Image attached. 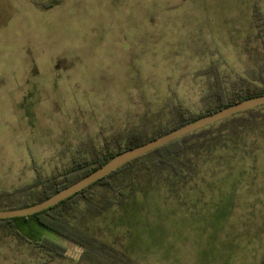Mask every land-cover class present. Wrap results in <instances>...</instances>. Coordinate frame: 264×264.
<instances>
[{
  "label": "rangeland",
  "instance_id": "1",
  "mask_svg": "<svg viewBox=\"0 0 264 264\" xmlns=\"http://www.w3.org/2000/svg\"><path fill=\"white\" fill-rule=\"evenodd\" d=\"M253 7L264 16V0H0V194L31 184L34 168L58 177L78 156L116 147L146 123V110L150 133L167 122L158 111L169 100L203 111L209 65L228 86L251 69L262 86ZM256 120L232 143L187 149L181 160L195 172L186 184L166 170L133 172L125 203H102L110 193L94 187L96 205L81 203L77 216L100 218L92 235L128 264H264V123ZM35 219L7 229L67 255L78 250ZM4 225L0 264L42 260ZM70 261L45 264H80Z\"/></svg>",
  "mask_w": 264,
  "mask_h": 264
},
{
  "label": "trees",
  "instance_id": "2",
  "mask_svg": "<svg viewBox=\"0 0 264 264\" xmlns=\"http://www.w3.org/2000/svg\"><path fill=\"white\" fill-rule=\"evenodd\" d=\"M251 18L256 29V36L264 50V16L261 12H258L257 7H253ZM207 74L211 75V87L207 95L210 101L203 111L197 114L183 112L176 101L169 100L161 111H158L159 116L167 115V122L158 128H154L150 133H145V124L149 123L148 110H146L142 115V119L146 123H143V126L141 123L132 132H128L123 142L115 143L116 147L114 148L108 145L104 146L101 151H98L99 153L95 152L96 154L90 160L86 156H78L73 159L67 170L62 171L60 176L43 178L37 168H34L35 180L31 184L19 187L12 192L0 194V211L24 209L39 204L97 170L121 152L153 141L161 135L235 103L264 94V82L262 86L254 83L259 78H263V75L253 69L247 71L245 78L238 81L240 83H234L235 88L226 85L217 65H209ZM258 116L264 123V107L231 117L159 147L125 164L106 177L43 212L29 217L0 220V223L7 224L4 225L5 230H7L6 235L21 238L34 249L42 251L48 260L66 258L77 260L82 264H128L127 259L121 253L119 254L114 248L101 240V236L95 237L92 235L94 231L90 230L91 226L86 222L96 216H77V209L80 208L81 203L84 204V208L88 207L87 204L96 205V201H94V197L89 191L94 187H99L101 190L110 193V197L104 198L102 201L106 205L108 203H125L130 196H133L136 189L135 184L132 183L128 175L133 172L140 174L143 171H148L145 172L146 174L149 172L159 174L161 171L166 170L175 177V182H178L176 179H179L183 184H186L188 182L186 176L188 174L191 176L195 172L192 165L190 166L187 162L181 160V156L185 154L187 149L197 147L199 150L204 144L203 149L206 150L207 147H214L221 142L230 141L232 143L233 138L238 135L237 130H242L247 126L251 128L252 121H255ZM145 173L143 172V175ZM37 189L39 191L35 193L34 190ZM127 190L128 192H126ZM90 214L94 215L93 212H90ZM28 218H36L35 224L38 227L40 226L43 230L54 233L78 250L72 255H67V252L63 250L64 248L52 249L39 240L27 239L20 235L18 231L12 233L7 229L9 226L10 228L14 227L13 221L21 219L28 222ZM114 258L119 259L120 262L118 260L114 261Z\"/></svg>",
  "mask_w": 264,
  "mask_h": 264
},
{
  "label": "water",
  "instance_id": "3",
  "mask_svg": "<svg viewBox=\"0 0 264 264\" xmlns=\"http://www.w3.org/2000/svg\"><path fill=\"white\" fill-rule=\"evenodd\" d=\"M260 107H264V94L235 103L213 114L203 116L192 123L185 124L175 130L161 135L153 141L147 142L141 146L126 150L115 155L110 161H108L97 170L93 171L92 173L64 188L63 190L59 191L55 195L39 204L24 209L0 211V220L29 217L43 212L66 200L72 195L82 191L83 189L99 181L100 179L106 177L125 164L139 157H142L143 155L159 147H162L170 142L178 140L218 122L224 121L242 113L252 111L254 109H258Z\"/></svg>",
  "mask_w": 264,
  "mask_h": 264
},
{
  "label": "crops",
  "instance_id": "4",
  "mask_svg": "<svg viewBox=\"0 0 264 264\" xmlns=\"http://www.w3.org/2000/svg\"><path fill=\"white\" fill-rule=\"evenodd\" d=\"M96 220H97V221H94L93 218H92L90 221H87L86 224H88V225L91 224V228H92L93 224L101 223V219H100V218H97ZM92 229H93V228H92ZM2 230H5V226L2 227ZM101 240H102V239H101ZM16 241H17V242H20L21 245H24V244L29 245L27 242H25V241L22 240L21 238H16ZM102 241H103V240H102ZM103 242H104V241H103ZM29 246H30V245H29ZM21 259L23 260L24 258H21ZM25 260L28 261V264H31V263H30V259H29L28 257H26ZM55 260H68V261H70L71 259H66V258H56V259L48 260L47 257L44 256V257L42 258V260L36 261V262H34V264H41V263L45 264V263L53 262V261H55ZM75 261H76V260H71L70 262L75 263ZM32 264H33V263H32ZM80 264H81V263H80Z\"/></svg>",
  "mask_w": 264,
  "mask_h": 264
}]
</instances>
